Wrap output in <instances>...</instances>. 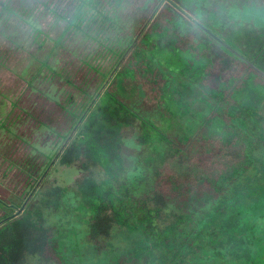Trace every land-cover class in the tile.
I'll return each mask as SVG.
<instances>
[{
	"label": "rangeland",
	"instance_id": "1",
	"mask_svg": "<svg viewBox=\"0 0 264 264\" xmlns=\"http://www.w3.org/2000/svg\"><path fill=\"white\" fill-rule=\"evenodd\" d=\"M42 1L11 0L10 10L13 12L0 6V198L15 203L14 212H18L24 176L17 169L8 171V161L24 158L29 153L27 143L34 141V138L39 147L46 143L50 148L53 142L59 140L53 131L61 134L68 132L73 125V117L63 107L79 113L86 100L82 90L87 93L94 90L91 84L86 86L83 81L88 78L101 81L100 72L109 68L102 67L115 64V49L118 48V52L126 49L119 63L125 61L134 65L136 75L124 95L125 100L154 124L163 126L164 132L176 143L188 145V153L181 166L176 156L167 158L160 154L164 144L157 146L158 153L153 149V154L150 150L143 151L142 147L131 149L129 154L135 159L134 165L139 163L148 167L154 160L159 164L162 162L157 184L164 185L166 190L176 188L185 172L208 177L237 170L232 179L219 180L221 195L206 204L195 215L193 222L183 224L172 234V238L181 246L177 256L173 254L170 248L172 242L169 241L171 243L165 242L162 251H158L151 261L142 264H264V100L251 118L246 117L244 105H234L235 101L229 94L230 87L220 89L217 83L227 81L228 76H238L245 69L241 65L234 68L225 66L223 59L232 64L235 61L225 48L215 44L195 25L198 20L205 19L213 27L208 29L212 35L244 56L246 52L243 49L250 53L252 45L257 48L258 39H264V0H175L182 6L175 8L176 13L190 22L188 27L182 25V28L175 29L177 45L192 51L199 44L205 45L202 53L210 64L200 84L186 76L168 72L164 66L147 59L144 65V58L141 60L131 56L134 44L127 46V40L138 26H142L140 22L145 17L144 11L134 6L141 0H133L120 6L117 11H110L117 21L113 28L105 26L97 31L94 26L85 30L70 28L63 36L66 23L58 17V10H47ZM173 3L174 0H164L163 4ZM30 4L34 9L28 11ZM210 5L217 7L214 18L206 14ZM50 6L53 10L56 7L53 4ZM160 6L146 21V28ZM105 7L108 8V5ZM260 32L261 36L258 35ZM92 52V58L96 56L94 61L98 64L99 72L90 69L85 75V65L81 64L80 59ZM102 55H107L108 59L101 61ZM143 66L149 70L141 72ZM155 66H159L160 71ZM44 76L49 78L45 79ZM66 77L70 83L66 82ZM110 77L111 73L108 80ZM255 80L263 83L258 77ZM164 83H168L166 89L170 85L177 90L173 93V100L177 101L180 97L188 105L179 107L178 113L173 116L161 97ZM103 88L102 85L98 89V94L102 93ZM71 94L74 96L72 106L66 100ZM229 106H234L231 114ZM42 121L53 130L42 127L38 123ZM205 121H208V125L217 123L221 128L209 138L202 139L196 135L201 132V125ZM202 131L207 134L206 128ZM187 165L192 167L188 168ZM76 167L50 165L46 178L48 183H59L67 187L68 193L58 209H45V224L60 236L66 253L78 264H103L108 256L102 250H93L88 244L86 220L74 210L76 201L71 191L74 179L81 174ZM90 170L97 176L102 175L99 166H93ZM176 171L183 174L178 177ZM140 175H144L145 183L151 181L153 185L156 182L149 169L141 170ZM218 201L220 203L216 206ZM217 209L222 213L211 226L202 228V246L199 250L194 248L196 232ZM130 241L124 233H119L112 240V250L120 252ZM185 249L190 252L189 257L181 260Z\"/></svg>",
	"mask_w": 264,
	"mask_h": 264
},
{
	"label": "trees",
	"instance_id": "2",
	"mask_svg": "<svg viewBox=\"0 0 264 264\" xmlns=\"http://www.w3.org/2000/svg\"><path fill=\"white\" fill-rule=\"evenodd\" d=\"M132 1L43 0L42 3L47 10L53 12L58 10V17L66 23L64 33L61 35L63 36L70 28L85 30L94 26L96 31L104 29L105 26L108 29L113 28L117 21L110 11H117L120 6L123 7ZM10 2L11 0H0V6L2 9L13 12L10 10ZM163 3L164 0H141L134 5L137 9L144 11L145 17L140 22L142 26H138L133 33L138 38L135 39L131 35V38L127 40V46L134 44L130 51L131 56L141 60L144 58L142 60L144 65L147 59L164 66L166 71L186 76L198 84L202 77L205 79L206 67L210 64L209 59H206L202 53L205 45L195 46L194 51L179 47L178 35L174 31L182 28V25L190 26V22L176 13L175 8L182 7L178 1L174 0L171 5ZM51 4L56 6L54 10ZM159 4L161 6L157 15L146 28V21ZM105 5H108V8ZM32 8L30 4L27 9L29 11ZM216 13L217 7L210 5L206 14L207 17L214 18ZM200 20L195 24L196 27L219 47L225 48L224 50L235 61V64H232L231 61L223 59V64L231 65L233 68L241 65L245 69L238 76H228L227 81H218L217 86L220 89L230 87L229 94L235 101L234 105H244L246 117H254L256 109L264 100V78L207 33L202 26L209 30L213 27L205 19ZM258 35L261 36V32ZM257 45V48L256 45H252L250 53L243 49L246 52V55H243L264 70L262 64L264 39H258ZM125 50L118 52L119 49H115L114 54H117L115 64L101 66L109 67L100 72L101 81L96 82L92 78L84 79L83 83L86 86L91 84L94 90L87 93L81 89L86 95V100L79 113H75L67 106L63 107L69 112L71 118L73 117V125L69 127L68 132L61 134L59 131H53L54 135L59 136V140L53 142L50 148L46 143L39 147L34 138V141L27 143L29 153L24 158L8 161V171L17 169L23 174L24 187L19 194L21 200L17 213L14 212L15 203L0 198L2 210L0 264H78L66 253L60 236L55 235L52 227L45 224V209H58L68 193L67 187L55 182L48 183L46 178L50 172V165H77L76 168L81 174L74 179L73 191H71L76 201L74 210L86 220L88 244L93 250H102L108 256L103 264L149 262L158 251H162L164 243L169 241L172 242L170 248L174 251L173 254L177 256L181 252V246L172 238V234L183 224L193 222L195 215L206 204L222 194L219 187L220 179L223 181L232 179L237 172L233 169L229 174L219 172L215 176L200 177L193 172L178 174L176 171V176L179 177L182 174L185 176H182L176 188L166 190L164 185L157 184L162 162L159 164L157 160H154L148 167L141 166L139 163L134 165L135 159L129 154L131 149L142 147L143 151L150 150L153 154L154 151L158 153L159 144H164L163 151L159 153L167 158L176 156L181 166L184 164L183 159L187 156L188 145L185 143L181 146L176 143L174 138L164 132L163 126L154 124L125 100L124 95L136 75L134 65L125 61L119 63ZM92 54L93 52L88 53L87 57L83 56L80 59L81 64L85 65V75H88L90 69H94L96 73L99 72L98 64L94 61L96 56L92 58ZM103 59H108L107 55H102L101 61H104ZM155 67L160 71L159 66ZM141 68V72L149 70L146 66ZM51 69L54 71L53 68ZM110 73L111 77L108 80ZM44 77L49 78V76ZM256 77L263 83L257 82ZM155 80L157 81V76ZM67 81L71 82L68 77H66ZM102 85L104 87L102 93L98 94V89ZM32 87L35 89L33 85ZM167 87L168 83H164L163 89L161 86V97L170 115L173 116L178 113L179 107H185V105L188 107V105L180 97L177 101L173 100V93L177 90L170 85L168 89ZM221 95L222 93L219 94ZM73 99V94L66 98L68 105L74 104ZM229 108V114H231L234 106ZM241 113L243 115L244 111L242 110ZM38 123L42 124V127L50 128L43 121ZM205 128L206 135L202 131ZM220 128L221 125L217 123L208 125V121H205L201 125V132L196 136L206 139L220 131ZM93 166H99L101 176H97L90 170ZM187 167L190 168L192 165ZM148 169L152 172L154 181L156 180L153 185L151 181L145 183L144 175H140L141 170L148 171ZM219 203L220 201L216 203V206ZM221 213L222 211L217 209L203 221L201 229L195 234L197 243L194 248L199 250L202 246L200 245L202 228L211 226ZM119 233H124L131 241L120 252H115L112 250V240ZM189 254L190 252L185 249L181 260L186 256L189 257ZM171 260H174V256Z\"/></svg>",
	"mask_w": 264,
	"mask_h": 264
},
{
	"label": "water",
	"instance_id": "3",
	"mask_svg": "<svg viewBox=\"0 0 264 264\" xmlns=\"http://www.w3.org/2000/svg\"><path fill=\"white\" fill-rule=\"evenodd\" d=\"M203 29H205V31L207 33L211 34V31L208 30V28L202 26ZM214 36V35H212ZM215 39H217L219 41V43H221L223 46H225L227 49H229L231 52H233L235 55H237L238 57H240L244 62H246L255 72H257L259 75H261L264 78V70H262L260 67L256 66L253 62H251L250 60H248L247 58H245L244 56H242L239 52H237L236 50L230 48L227 44H225V42H223L220 38H216L214 36Z\"/></svg>",
	"mask_w": 264,
	"mask_h": 264
}]
</instances>
